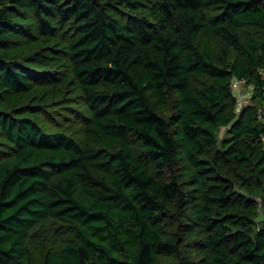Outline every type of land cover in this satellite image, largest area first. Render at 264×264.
Here are the masks:
<instances>
[{
	"label": "trees",
	"instance_id": "trees-1",
	"mask_svg": "<svg viewBox=\"0 0 264 264\" xmlns=\"http://www.w3.org/2000/svg\"><path fill=\"white\" fill-rule=\"evenodd\" d=\"M263 69L264 0H0V264H264Z\"/></svg>",
	"mask_w": 264,
	"mask_h": 264
},
{
	"label": "rangeland",
	"instance_id": "rangeland-1",
	"mask_svg": "<svg viewBox=\"0 0 264 264\" xmlns=\"http://www.w3.org/2000/svg\"><path fill=\"white\" fill-rule=\"evenodd\" d=\"M67 37L65 38V44L62 43L61 41L54 42V41H51V40H47V44H49V45H51L53 47V49H49L48 54H52L53 57H54V55H56V58H54L53 60L55 61L57 72L59 74L66 75L63 78L68 77V75H67V73H68L67 65H66V62H64V59L62 57V55L64 53H66L65 45H66ZM35 44L37 45V43L34 42V41L29 42V46L30 47L36 48ZM24 49H26V44L24 46ZM262 73L264 74V69L262 70ZM56 79L57 78H54V80H53L54 83H56ZM58 81H60V79ZM64 85H66V83ZM253 89L254 88H253L252 85H247V84L244 85L243 87L238 88L237 89V94L239 95V99H241V101L243 103H245V104L249 103V101H251V96H252V93H253ZM53 93L54 92H51L50 90H46L44 92V94H46V95L47 94H53ZM239 108H240V106L237 105L236 106V110H239ZM260 112H261L262 115L264 114V104H262L260 106ZM226 135H227V129H226V127L222 126L221 129H220V139L224 138ZM240 190H241V192H244V190H242V189H240ZM255 199L257 201L258 209H259L258 219H260V218H262L264 216V199H263V197L261 195L255 196Z\"/></svg>",
	"mask_w": 264,
	"mask_h": 264
},
{
	"label": "built area",
	"instance_id": "built-area-1",
	"mask_svg": "<svg viewBox=\"0 0 264 264\" xmlns=\"http://www.w3.org/2000/svg\"><path fill=\"white\" fill-rule=\"evenodd\" d=\"M246 84L249 85L245 79L234 77L232 80L233 89L235 90L236 97H237V105L240 106L239 110L241 109L243 105H245V103H243L241 99H239V95L237 94V89L240 87H243Z\"/></svg>",
	"mask_w": 264,
	"mask_h": 264
}]
</instances>
